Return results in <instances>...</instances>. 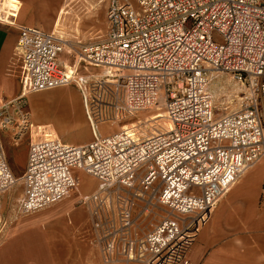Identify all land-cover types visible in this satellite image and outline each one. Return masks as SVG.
I'll return each mask as SVG.
<instances>
[{
  "label": "built area",
  "instance_id": "built-area-1",
  "mask_svg": "<svg viewBox=\"0 0 264 264\" xmlns=\"http://www.w3.org/2000/svg\"><path fill=\"white\" fill-rule=\"evenodd\" d=\"M3 1L0 23L15 25ZM105 20L103 34L73 49L17 25L21 94L0 105V194L20 180L17 211L26 215L76 191L102 264H190L188 248L216 204L264 159V0H106ZM211 71L244 86L239 108L216 115ZM69 84L92 136L83 144L30 119L28 93ZM151 108L163 109L168 130L150 133L151 116L100 130ZM25 137L16 177L5 144ZM78 171L98 180L89 193Z\"/></svg>",
  "mask_w": 264,
  "mask_h": 264
},
{
  "label": "crops",
  "instance_id": "crops-1",
  "mask_svg": "<svg viewBox=\"0 0 264 264\" xmlns=\"http://www.w3.org/2000/svg\"><path fill=\"white\" fill-rule=\"evenodd\" d=\"M3 4L12 8L9 14H14L15 25L0 23V105L21 94L20 62L15 54L17 25L38 26L49 31L50 20L51 23L55 21L54 31L62 7L61 0H4ZM70 88V85L58 86L31 92L27 96ZM74 91L77 114L86 122L80 92L77 88ZM27 104L32 123L50 126L62 141L83 144L91 139L80 143L64 140L50 123L36 121L28 101ZM7 144L10 143L5 144L6 156L13 168L14 152L7 149ZM234 185L225 194V199ZM259 194L260 188L255 189L249 198L257 207L261 204ZM72 197L69 195L26 215L5 208L4 199L0 197V264H102L98 250L86 234L87 210L76 205L77 196L74 200ZM240 201L238 198L227 202L237 205ZM220 203L216 204L209 220L201 226L188 248L190 264H264V208L250 214L240 211L233 215L230 207L218 209ZM59 208L64 211L59 213Z\"/></svg>",
  "mask_w": 264,
  "mask_h": 264
},
{
  "label": "rangeland",
  "instance_id": "rangeland-1",
  "mask_svg": "<svg viewBox=\"0 0 264 264\" xmlns=\"http://www.w3.org/2000/svg\"><path fill=\"white\" fill-rule=\"evenodd\" d=\"M61 5L66 10V13L62 14V18L55 32L53 31L55 21L51 23L49 20L48 32H53L56 36H60L71 49L78 47L82 43L95 40L106 30V0H61ZM68 47H66V50H68ZM64 56L70 62L74 59L72 51L69 54L65 53ZM101 69L102 68H93L92 71L100 72ZM80 71L81 73L83 72L82 69H80ZM210 77L208 87L213 95L216 115L239 108L240 97L245 90L244 86L236 82L232 76L226 72L216 71ZM69 85L71 86L70 89L50 90L37 96L28 95L27 101L32 117L36 121L50 123L64 140L80 143L89 140L91 138V132L87 120L86 122L82 121L77 114L74 91L76 86L73 84ZM149 116L151 117L145 121L143 126L146 125L150 133H154L156 129L163 130V126H161L160 129L157 128L158 125H161L163 120L165 121L163 118V109L157 110L155 108L140 111L136 117L101 125L100 130L104 131L105 129L106 131L109 127H111V129H116L118 126L125 123L135 121L136 119H144ZM150 119L151 121L147 122ZM120 128L123 129L124 127ZM27 141L28 139L25 137L17 144L10 143L6 146L7 149H11L14 152L15 163L12 170L16 177L21 175L25 164ZM77 175L79 179L78 188L81 193H89L96 187L98 180L94 179L92 176L82 171H78ZM263 179L264 159H261L244 172L236 185H234L232 191L228 194L227 199H225L226 197L224 196L219 200L218 203H222L218 205V209L230 207L233 215L240 211L246 212L247 214L257 212L258 210L262 211L264 205L260 204L257 207L254 203L252 204V202L249 201V198H251L250 195L255 189L261 187ZM21 193L22 184L20 180H18L8 190L0 194V197L4 199V207L10 208L19 214L17 211V202ZM70 195L73 196L72 199L74 200L77 193L76 191H72ZM238 198L242 201L237 203V205H230V202H227L229 199L235 201ZM1 207H3V205ZM63 209L64 208H59L57 210L61 213L64 211ZM72 215H74V213H72Z\"/></svg>",
  "mask_w": 264,
  "mask_h": 264
},
{
  "label": "bare ground",
  "instance_id": "bare-ground-1",
  "mask_svg": "<svg viewBox=\"0 0 264 264\" xmlns=\"http://www.w3.org/2000/svg\"><path fill=\"white\" fill-rule=\"evenodd\" d=\"M64 13V9L63 8H61L60 9V13L58 14V17H57V20H56V24H55V30H54V32L56 31V27L59 25V23H60V18H61V15ZM54 34V33H53ZM58 36V35H57ZM58 38L62 41V42H64L65 43V41H63L62 39H61V37L60 36H58ZM66 44V43H65ZM214 72H216V71H211L210 72V74H209V77L210 76H212V74L214 73ZM211 78V77H210ZM208 84H209V80H208ZM212 93V92H211ZM163 113H164V111H163ZM165 115V114H164ZM40 126H48V125H40ZM161 126H163L164 128H163V130H168L169 129V127H170V124L167 122V120L165 119V121L163 120L162 122H161ZM52 132H54L55 133V131L49 126L48 127ZM230 190V189H229ZM228 190V191H229ZM227 191V192H228ZM226 192V193H227Z\"/></svg>",
  "mask_w": 264,
  "mask_h": 264
}]
</instances>
